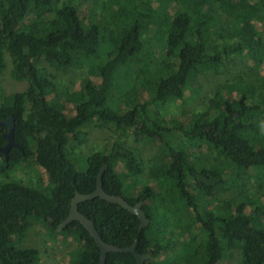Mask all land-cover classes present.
<instances>
[{
  "label": "trees",
  "instance_id": "obj_1",
  "mask_svg": "<svg viewBox=\"0 0 264 264\" xmlns=\"http://www.w3.org/2000/svg\"><path fill=\"white\" fill-rule=\"evenodd\" d=\"M255 22L264 28V0H0V71L8 56L13 77L27 82L12 96L0 92V121L14 117L20 146L6 157L8 128L0 126V264H39V251L23 243L41 224L75 243L70 264H99L101 251L86 227L73 221L58 229L75 194L92 193L106 164L104 191L142 202L150 223L140 230L138 216L102 198L81 202L80 213L104 242L127 248L137 241L140 254H151L144 264H218L231 251L241 254L240 264H264V75L233 78L193 124L168 113L174 101L200 93L199 77L210 67L221 73L244 55L264 64V32ZM149 32L160 37L150 39ZM43 62L94 71L100 81L86 74L72 94ZM91 124L158 143L148 178L141 181L146 168L137 149L119 139L91 154L80 172L70 139L84 143L81 130ZM179 134L185 141H169ZM202 147L209 161L195 156ZM29 157L46 183L11 176ZM199 174L220 176L221 183L209 186ZM218 187L238 193L220 202ZM106 264L137 259L111 252Z\"/></svg>",
  "mask_w": 264,
  "mask_h": 264
},
{
  "label": "rangeland",
  "instance_id": "obj_2",
  "mask_svg": "<svg viewBox=\"0 0 264 264\" xmlns=\"http://www.w3.org/2000/svg\"><path fill=\"white\" fill-rule=\"evenodd\" d=\"M48 19H52V16H47ZM255 28L259 33L264 32V28L262 24L255 22ZM150 39H157L160 37V34L155 33L153 36L151 32ZM160 53L156 56V60H161L163 53ZM261 60V59H259ZM228 64L229 69L217 73L216 67H210V71L208 73L203 74L199 77L200 81V93L192 97L188 94V98L185 100L174 101L172 104L168 106L169 117L177 119L179 122L194 123L195 115L198 112H204L211 105L216 104L213 99L216 98L217 93L220 88H223L227 83H230L231 80L238 75H244L245 73L249 74L252 79H258L264 75V64L262 62L260 65L256 64L253 60L247 58V56H243L241 58L229 61ZM259 62V61H258ZM5 66L0 71V92L1 96L8 95L12 96L17 92L23 91L27 87V82L18 80L12 75V64L8 56L5 58ZM41 67L44 68L47 73L56 76L57 81L60 86L71 89V93L73 94L74 90L79 87L80 80L88 76H91L92 80L95 83H99L100 79L96 76L94 71H60L56 70L48 65V63L43 62ZM126 83L125 81H123ZM123 82L120 81L122 84ZM126 85V84H124ZM230 84V92H233V88ZM123 89V88H122ZM124 91L126 88L123 89ZM70 94L71 100H73V95ZM225 96V95H223ZM146 98V96L144 97ZM217 105L214 106L216 109ZM67 114L72 116V105L67 104ZM264 122V120H263ZM80 134V138L84 139V143L77 144L74 140L70 139V147H74L75 152L73 153V162L76 165L77 169L80 172H84L88 167V157L95 153L100 152L108 148V146L116 139L125 141L128 145L137 149L138 154L144 162V167L146 168L145 172L141 176V181L145 178H148V165L153 160L155 156L159 153V144L156 142H138L136 138L130 134L125 133L124 135H120L115 132L112 127H99L95 124L87 125L82 130ZM173 144H177L179 142L185 141L183 135H175L169 140ZM197 145L200 146V142L197 141ZM197 146V147H198ZM195 156L200 158L201 160L209 161L211 158L209 157V152H207L206 147H202L199 150H196ZM1 161V158H0ZM9 176L8 174H6ZM11 176L16 179H21L24 183L28 185H36L39 179H42L47 182V174L45 171L38 167L32 157H29L27 162L22 166H18L17 169L11 173ZM3 176H0V180ZM3 179V182L6 181V176ZM220 182L216 183L218 185ZM214 186V185H212ZM255 183L249 182L245 185V191L251 193L255 190ZM216 199L217 201L223 202L228 200L233 196L234 191L238 193L236 190L232 191H224L222 188H216ZM180 201L181 198L177 197ZM261 206V205H259ZM39 226V227H38ZM29 229L27 233V237L24 240V247H32L39 251L40 253V263L39 264H70V261L67 257L68 252L74 247L75 243L71 241H66L64 235H56L52 236L50 232L47 230L45 224H41ZM186 241L187 239H183ZM182 240V242H183ZM22 246V247H23ZM241 262V254L238 251H231L230 256L221 260L218 264H240Z\"/></svg>",
  "mask_w": 264,
  "mask_h": 264
},
{
  "label": "water",
  "instance_id": "obj_3",
  "mask_svg": "<svg viewBox=\"0 0 264 264\" xmlns=\"http://www.w3.org/2000/svg\"><path fill=\"white\" fill-rule=\"evenodd\" d=\"M0 126H5L8 128V132L5 134V137L7 138L8 142L6 146H4L1 149V152L7 157L8 151L11 148H20L18 143H16L15 138H14V130H15V124H14V117L10 116L7 119L0 121ZM108 165H104L98 175L97 178V186L96 189L89 194H81L77 192L74 196V198L71 201V207H70V212L66 220L61 224L59 227V231L64 229L69 223L73 221H78L80 222L86 229L90 232L91 236L95 239L100 251H101V256H100V263L99 264H106L107 263V255L108 253L115 252V253H131L135 256L137 259V264H144L146 260L151 258V254H140L137 251V241L130 247L127 248H121L112 244H108L103 241L101 238L98 230L95 228L94 223L92 220L87 218L85 215L80 213L78 209V205L81 202L91 200L93 198H102L105 201H108L113 204H118L122 206L124 209L128 210L132 214L136 215L139 217L141 225H140V230L144 229L147 227L150 223V219L147 217L146 213L144 212L142 208V202H139L135 205L130 204L127 200H125L121 196L117 195H110L107 194L104 189H103V174L105 170L107 169ZM198 178L200 181L207 185H215L216 183L221 181V177H213V178H208L204 175L199 174Z\"/></svg>",
  "mask_w": 264,
  "mask_h": 264
}]
</instances>
